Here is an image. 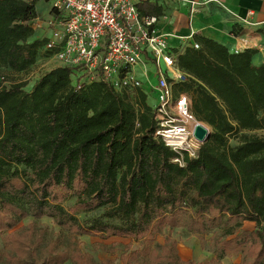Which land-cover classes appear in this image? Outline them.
Wrapping results in <instances>:
<instances>
[{
  "label": "trees",
  "instance_id": "1",
  "mask_svg": "<svg viewBox=\"0 0 264 264\" xmlns=\"http://www.w3.org/2000/svg\"><path fill=\"white\" fill-rule=\"evenodd\" d=\"M37 1L0 0V236L8 250L0 264H112L68 248L66 236L140 241L174 229L201 242L212 232L217 259L264 264V137L249 133L264 130V63L252 62L255 50L231 52L201 37L200 48L176 52L188 77L174 92L186 93L196 119L211 127L192 157L156 135L155 104L142 87L83 81L82 68L70 65L46 71L30 90L4 83L3 71L27 74L53 53L48 37L35 36ZM137 6L162 14L150 1ZM30 217L59 228L43 252L44 229H16ZM157 246L160 256L147 248L121 264H201L182 260L175 241Z\"/></svg>",
  "mask_w": 264,
  "mask_h": 264
},
{
  "label": "built area",
  "instance_id": "2",
  "mask_svg": "<svg viewBox=\"0 0 264 264\" xmlns=\"http://www.w3.org/2000/svg\"><path fill=\"white\" fill-rule=\"evenodd\" d=\"M196 4L192 1V11ZM52 9L57 15L47 21L52 35L46 43V49L53 51L51 59L79 66L83 81L102 80L117 91L143 87L134 67L142 65L147 75V63H154L156 135L174 150L196 156L202 142L194 137L195 126L207 124L196 119L186 93L174 92L173 84L184 82L188 75L179 68L167 34L156 29L157 17L141 14L135 0H53ZM42 23L36 18L37 27ZM192 46L200 48V43Z\"/></svg>",
  "mask_w": 264,
  "mask_h": 264
},
{
  "label": "rangeland",
  "instance_id": "3",
  "mask_svg": "<svg viewBox=\"0 0 264 264\" xmlns=\"http://www.w3.org/2000/svg\"><path fill=\"white\" fill-rule=\"evenodd\" d=\"M53 7V0H38L37 9L39 12L38 19L43 23L41 27L35 25L36 19L32 20L33 26L35 28V36L40 37H50L52 35V29L47 25V21L52 19L57 15L55 11H51ZM57 62L51 59V56L43 58L38 61L35 67L27 74H15L7 71L1 73V77L5 84H11L19 81L25 82L26 89L30 90L35 80L50 69L54 68ZM157 70V67L154 63H147V75L143 72L142 65H136L134 67L135 74L142 80L143 87L142 89L148 92L150 104H156V93L153 88L148 85L150 76H153ZM168 76H171V72H167ZM157 80V79H155ZM154 80V82H155ZM211 130V127L207 125ZM250 134L258 135L264 137V130H256L249 132ZM231 143H235V140H231ZM76 199L66 200L64 202L67 208H71L75 203ZM95 213V212H94ZM94 213H79V217L82 219L84 216H91ZM99 213V212H98ZM30 225H34L37 228L44 229L45 234L42 244H40V252H43L46 249V244L50 239H55L56 234L59 231V228L54 225V223L48 218L34 219V218H25L20 222L16 227L17 230H23L28 228ZM244 228L252 229L254 228V223L246 221L244 222ZM212 232L205 235V241L201 242L199 236L194 234H188L182 229H174L173 231L165 230L162 233H159L155 236L154 239L140 240L136 241L131 238L122 237V236H110L104 237L100 234L98 235H67L65 238V245L68 248L74 249L78 248L82 252L91 253L95 259L101 263L103 260H110L112 264H121L122 256L129 255L134 251H142L145 249L154 250L157 255H161V249L157 246L158 244H163L167 239L176 242L177 251L180 258L184 261L194 260L201 264H239L240 256L239 255H229L222 258H215L212 248H213V239ZM5 234L0 236V252L4 256L8 251L6 248ZM141 258H145L144 255L140 254ZM146 258H149L148 256Z\"/></svg>",
  "mask_w": 264,
  "mask_h": 264
},
{
  "label": "crops",
  "instance_id": "4",
  "mask_svg": "<svg viewBox=\"0 0 264 264\" xmlns=\"http://www.w3.org/2000/svg\"><path fill=\"white\" fill-rule=\"evenodd\" d=\"M145 1L161 6L155 26L167 34L172 51H183L208 37L231 52L254 49L252 62L264 63V0H135L137 4ZM192 1L197 2L195 11ZM155 79L156 72L150 76L149 87H154Z\"/></svg>",
  "mask_w": 264,
  "mask_h": 264
},
{
  "label": "water",
  "instance_id": "5",
  "mask_svg": "<svg viewBox=\"0 0 264 264\" xmlns=\"http://www.w3.org/2000/svg\"><path fill=\"white\" fill-rule=\"evenodd\" d=\"M210 134H211V130L208 127H206L205 125L198 123L195 126L194 137L198 141H200L202 143L206 142L209 139Z\"/></svg>",
  "mask_w": 264,
  "mask_h": 264
}]
</instances>
